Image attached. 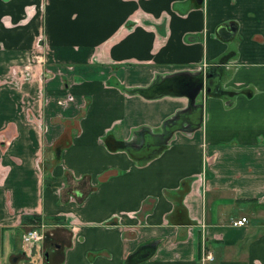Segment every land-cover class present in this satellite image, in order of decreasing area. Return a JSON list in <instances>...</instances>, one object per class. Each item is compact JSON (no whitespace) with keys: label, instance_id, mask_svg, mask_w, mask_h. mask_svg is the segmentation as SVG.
<instances>
[{"label":"crops","instance_id":"0c3cea01","mask_svg":"<svg viewBox=\"0 0 264 264\" xmlns=\"http://www.w3.org/2000/svg\"><path fill=\"white\" fill-rule=\"evenodd\" d=\"M0 264H264V0H0Z\"/></svg>","mask_w":264,"mask_h":264},{"label":"water","instance_id":"95a60500","mask_svg":"<svg viewBox=\"0 0 264 264\" xmlns=\"http://www.w3.org/2000/svg\"><path fill=\"white\" fill-rule=\"evenodd\" d=\"M218 31L223 39H227L234 33V26L228 29L225 25H221ZM208 76V73L200 69L196 71H177L165 75H158L147 88L132 89V92L138 93L147 99H154L165 95L185 97L187 99V107L177 112L172 119L166 121L167 123L178 119L182 113H190L191 110L196 108L202 109V103L198 102L197 98L204 92V83Z\"/></svg>","mask_w":264,"mask_h":264},{"label":"built area","instance_id":"2783aa9c","mask_svg":"<svg viewBox=\"0 0 264 264\" xmlns=\"http://www.w3.org/2000/svg\"><path fill=\"white\" fill-rule=\"evenodd\" d=\"M247 222V218L246 217H241L238 218L234 221H232V224L234 226H243L245 223ZM43 227L44 224H39L37 226H30L28 227L23 233H22V243L24 246L29 245V246H33V245H37L38 243H40L43 238H44V234H43ZM205 258L207 259H212V256L210 253H208Z\"/></svg>","mask_w":264,"mask_h":264},{"label":"rangeland","instance_id":"374dc122","mask_svg":"<svg viewBox=\"0 0 264 264\" xmlns=\"http://www.w3.org/2000/svg\"><path fill=\"white\" fill-rule=\"evenodd\" d=\"M40 40H41V38L38 36V37H37V42H39ZM39 44H40V45H38V47H39V49H40V47H42L43 44H41V43H39ZM40 61H41V60H40ZM33 63H35V61H33ZM37 65H38V67H40V65H39L38 63H37ZM43 67H44V62H43ZM32 69H34V68H33V65H32ZM39 224H43V223H42V222H40V223L38 222V223H36V224L33 225V226H36V225H39ZM20 244H21L20 247H23V246H24V245L22 246V244H23V243H22V239H21V243H20ZM16 246H17V247H16ZM16 246H14V249H13V253H15V256L12 258L11 262H15V261L17 262V261H19V260L25 258V256H24V255H25V254H24L25 252L23 251V253H22L23 255H22L21 252H18V250H17V249H18V245H16ZM33 246H34V245H33ZM31 247H32V246L26 245V246H24L23 248H27V249L29 248V249H30ZM29 249L26 250V251H29ZM14 258H15V259H14Z\"/></svg>","mask_w":264,"mask_h":264},{"label":"flooded vegetation","instance_id":"af4514ba","mask_svg":"<svg viewBox=\"0 0 264 264\" xmlns=\"http://www.w3.org/2000/svg\"><path fill=\"white\" fill-rule=\"evenodd\" d=\"M143 142V139H139V141L137 142L136 146L138 147L141 143ZM135 146V145H134ZM33 226V225H32ZM37 226V225H36ZM30 227V226H29Z\"/></svg>","mask_w":264,"mask_h":264}]
</instances>
